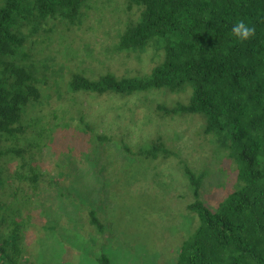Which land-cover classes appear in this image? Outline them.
Wrapping results in <instances>:
<instances>
[{"label": "rangeland", "instance_id": "374dc122", "mask_svg": "<svg viewBox=\"0 0 264 264\" xmlns=\"http://www.w3.org/2000/svg\"><path fill=\"white\" fill-rule=\"evenodd\" d=\"M80 12L82 19L58 17L52 27L26 35L13 56L31 70L41 96L23 107L17 123L24 130L13 141L20 156L5 153L0 160V214L9 221L18 215L20 247L33 264H175L180 241L196 225L180 162L204 172L200 195L210 208L233 189L234 165L225 155L214 157L213 137L202 133L197 114L154 110L186 101L189 90H71L72 72L145 75L162 55L154 44L143 51L115 48L118 32L137 14L125 0H85ZM157 136L169 155L145 158ZM22 160L35 168L36 188L16 173L30 174Z\"/></svg>", "mask_w": 264, "mask_h": 264}, {"label": "trees", "instance_id": "16d2710c", "mask_svg": "<svg viewBox=\"0 0 264 264\" xmlns=\"http://www.w3.org/2000/svg\"><path fill=\"white\" fill-rule=\"evenodd\" d=\"M84 1L0 0V160L5 153L20 156L22 148L14 142L24 130L17 123L23 107L41 96L31 70L13 56L26 35L37 34L43 26L52 27L58 17L82 19ZM125 2L137 14L118 32L115 48L143 51L154 44L162 51L159 62L145 75L107 71L89 78L72 72L69 88L121 95L151 88L170 93L189 90L186 101L170 106L158 103L154 110L160 115L197 114L203 121L202 133L213 137L214 157L225 155L233 163L235 185L210 208L200 195L204 172L195 173L180 162L191 191L186 208L196 225L180 241L175 264H264V0ZM240 20L255 27V36L247 41L231 32ZM110 142L113 140H106ZM169 153L157 136L144 157L154 159ZM20 168L30 174L16 170L18 176L26 177L36 188L35 168L26 160ZM2 199L0 192V203ZM88 213L91 224L100 230V220L93 211ZM18 219L16 213H11V221L0 214V264H33L24 260L16 233ZM13 234L16 237L8 241ZM100 261L109 264L106 259Z\"/></svg>", "mask_w": 264, "mask_h": 264}, {"label": "clouds", "instance_id": "9594fccd", "mask_svg": "<svg viewBox=\"0 0 264 264\" xmlns=\"http://www.w3.org/2000/svg\"><path fill=\"white\" fill-rule=\"evenodd\" d=\"M231 32L239 40L247 41L255 36V27L249 26L243 20H240L233 25Z\"/></svg>", "mask_w": 264, "mask_h": 264}]
</instances>
